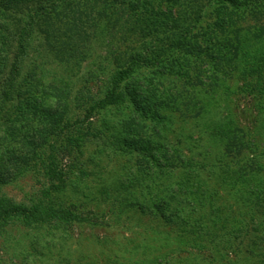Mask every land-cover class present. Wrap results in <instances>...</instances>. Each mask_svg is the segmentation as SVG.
I'll return each instance as SVG.
<instances>
[{
    "label": "rangeland",
    "instance_id": "374dc122",
    "mask_svg": "<svg viewBox=\"0 0 264 264\" xmlns=\"http://www.w3.org/2000/svg\"><path fill=\"white\" fill-rule=\"evenodd\" d=\"M44 4L48 8L50 4L56 6L34 27L36 62L15 83L9 101L0 98V192L23 207L36 206V218L48 206L84 223L60 219L0 222V264H224L217 251L215 261L209 262L207 225L202 228L201 222H207V214L213 210L207 211L203 205L204 188L188 196L186 204L193 205L195 211L185 213L186 223L177 221L171 208L176 200L183 205L185 197L176 188L166 189L169 179H157L146 145L131 136L129 114L121 108L94 111L88 134L68 131V139L74 138L77 145L68 157L61 155L59 159L61 168H71V172L63 190L52 189L42 170L46 145L63 126L64 117L70 116V108L78 111L80 95L84 101L80 102V111H84L90 96L98 97L112 66L123 68L129 57L141 52L138 48L144 41L138 34L129 35L130 25L124 23L149 20L154 7L146 6L143 0H0V93L7 86L4 78L17 52V32L22 26L17 12L25 13ZM175 8L165 5L163 10L174 14ZM223 15L235 29L264 32V9L234 13L225 10ZM211 23L208 20L204 28L216 31ZM170 35L171 43H154V60L173 52L177 36ZM199 46L203 48V44ZM151 58L146 60L151 62ZM204 59L187 58L171 65L173 74L185 79L175 81L177 78L170 75L172 79L163 81V88H159L161 94L169 82L174 86L177 108L163 109L162 116L171 121L168 136L180 140L183 148L192 146L188 139L197 140L203 125L199 110H206L209 92L200 83L208 82L205 70L210 64ZM184 80H190L193 87L186 88ZM122 89L133 103L139 101L132 95L133 87ZM219 104L233 119L231 125L250 130L254 112L248 99L234 94L228 102ZM138 107L151 110L146 102L133 106ZM90 134L99 139L101 150L85 141ZM120 148L125 151L122 153ZM138 150L145 153L140 156ZM145 155L148 159L143 158ZM28 161L33 167L24 171ZM232 172L234 178L240 175L237 169ZM247 177L250 183L245 187L229 183L231 197L264 182L262 174ZM202 179L205 183L206 178ZM155 197L159 198L156 203L152 202ZM260 199L263 208L259 216L264 217V190ZM218 202L221 209L225 208L224 202ZM163 203L170 210L163 209ZM152 204L162 208L164 217L152 212ZM240 209L242 215L247 213ZM217 215L223 219V211ZM262 234L264 237V231Z\"/></svg>",
    "mask_w": 264,
    "mask_h": 264
},
{
    "label": "trees",
    "instance_id": "16d2710c",
    "mask_svg": "<svg viewBox=\"0 0 264 264\" xmlns=\"http://www.w3.org/2000/svg\"><path fill=\"white\" fill-rule=\"evenodd\" d=\"M143 3L154 7L151 20L124 23L130 25L129 35L138 34L144 41L138 48L141 52L134 58L129 57V63L123 68L112 66L111 73L102 82L98 97L95 99L93 95L90 96L84 111H80L83 97L80 95L77 98L78 111L74 112L70 108V116L64 117L63 126L52 142L46 145L42 167L46 179L52 183L55 192L63 190L68 181L71 168L63 170L59 159L61 155L68 157L71 148L77 145L74 138L68 139V131H83L88 134L94 111L108 107L121 108L129 114L131 136L146 145L145 151L154 162L153 171L157 173V179H169L166 189L171 191L176 188V192L185 197L183 205L176 200L175 207L171 208L177 221L186 223L185 213L195 211L193 205L186 204L188 196L191 192L204 188L203 205L207 211L213 210L207 214L209 220L201 222L202 228L207 225L206 247L211 250L209 262L215 261L217 251L224 264H264V217L259 216L263 208L260 197L264 182L256 183L247 192L240 191L233 197L228 193L231 181L245 187L250 183L247 182V176L264 175V32L248 28L235 29L232 22L223 15L225 10L232 13L263 10L264 0H143ZM45 5L25 13L17 12L22 26L17 32V52L13 54L4 78L7 86L0 93L1 101H9L14 94L15 83L24 78L27 69L36 62L33 56L38 53L34 45L37 39L34 27L41 16L56 6L50 4L52 7L48 8ZM165 5L168 8L174 5V14L163 10ZM9 12L16 15L12 10ZM208 20H212L211 27L216 31L204 28ZM172 33L177 36L173 52L154 60V43H171ZM128 42L131 44V41ZM199 44H203V48ZM150 56L151 62H148L146 59ZM202 56L210 63L205 70L208 82L200 83L209 92V98L204 104L206 110H199L202 111L200 119L203 125L198 139H188L193 142L192 146L183 148L185 145L180 140L173 141L168 136L167 127L171 121L162 116L163 109L177 108L172 92L174 86L169 82L161 94L159 88H163V81L172 79L170 75L177 78L175 81L185 79L181 75H174V70L169 69L171 65L187 58ZM95 79L99 83L100 78L97 76ZM183 84L186 88L193 87L190 80H184ZM126 85L133 87L132 95L139 99L136 104L124 94L122 88ZM234 94L248 99L253 107L250 130L231 125L233 119L225 115V106L219 104L228 102ZM144 102L151 106L150 111L133 108ZM85 141L94 143L101 150L98 146L99 139L95 135L90 134ZM120 150L122 153L125 151L122 148ZM136 153L140 155L145 152L138 150ZM147 157L145 155L143 158L148 159ZM32 163L28 161L24 171H29L33 167ZM235 169L240 174L236 178L232 172ZM204 177L205 183H202ZM157 183L155 187H158ZM44 193L47 194L46 191ZM158 200L155 197L152 202L156 203ZM218 201L224 202L225 208L221 209ZM154 205L152 204L151 211L164 217L162 208ZM163 206V209H169L167 204L163 203ZM240 208L247 211L244 214L246 216L242 215ZM220 211H223V219H219L217 215ZM38 212L36 206L30 209L23 207L0 192V222L14 219L38 222L60 219L68 223H84L76 216L65 215L48 206L36 218Z\"/></svg>",
    "mask_w": 264,
    "mask_h": 264
}]
</instances>
